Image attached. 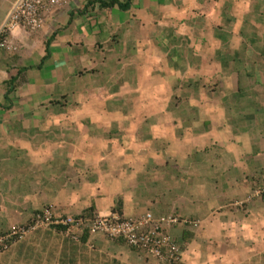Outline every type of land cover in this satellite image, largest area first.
Masks as SVG:
<instances>
[{
    "label": "crops",
    "instance_id": "1",
    "mask_svg": "<svg viewBox=\"0 0 264 264\" xmlns=\"http://www.w3.org/2000/svg\"><path fill=\"white\" fill-rule=\"evenodd\" d=\"M17 1L0 0V232L48 208L152 212L193 222L170 230L185 264L264 253V0H77L2 35ZM115 242L93 259L161 264Z\"/></svg>",
    "mask_w": 264,
    "mask_h": 264
},
{
    "label": "built area",
    "instance_id": "2",
    "mask_svg": "<svg viewBox=\"0 0 264 264\" xmlns=\"http://www.w3.org/2000/svg\"><path fill=\"white\" fill-rule=\"evenodd\" d=\"M76 2L77 0H18L2 28V35L6 36L14 30L38 32L51 14L69 8ZM4 45L5 41L0 42V47ZM192 223L173 214L157 217L154 213L147 212L135 218H123L118 214H79L70 217L48 208L36 214L24 226L0 232V256L30 234L40 229H50L66 233L76 241H81L85 233L91 237H106L122 242L161 264H182L181 245L170 230L181 224Z\"/></svg>",
    "mask_w": 264,
    "mask_h": 264
},
{
    "label": "rangeland",
    "instance_id": "3",
    "mask_svg": "<svg viewBox=\"0 0 264 264\" xmlns=\"http://www.w3.org/2000/svg\"><path fill=\"white\" fill-rule=\"evenodd\" d=\"M89 1V0H86ZM19 30H17V33ZM88 81V80H87ZM104 82V79L101 80ZM82 84H80V87ZM83 87V86H82ZM99 101V100H98ZM62 105L65 107L67 104L72 103L71 100L68 98H64L62 101ZM111 105L110 101L107 102H98L96 108H107ZM101 119L108 120L109 117L106 115L99 116ZM139 124L138 122H136ZM152 125H155V120H153ZM102 124V123H101ZM144 123L139 124L142 127ZM150 124V122L146 123V126ZM137 128V127H136ZM252 196L253 198L262 197L264 195V169L261 170L259 175L252 177ZM237 205L246 206L247 203L245 202H238ZM264 208V205L263 207ZM51 209V208H49ZM53 210V209H51ZM54 211V210H53ZM55 212V211H54ZM258 210L256 213L258 214ZM57 213V212H56ZM264 215V211H262ZM84 214V213H80ZM63 215V214H62ZM79 215V214H78ZM68 216V215H64ZM71 215L70 217H72ZM76 216V215H75ZM109 216V215H106ZM165 216V215H163ZM41 230V229H40ZM54 231V230H52ZM39 232V230H38ZM37 231L27 236L22 242L21 245L18 247H12L9 251L3 254L2 257H8L2 264H73L75 260H77V264H94L95 262L99 263L100 260L103 261V264L111 263L112 261H116L112 259L111 255L109 258L103 259H93V254H107V251H111L110 248L104 247V245L108 242L111 244L115 241L105 238V240H99L96 237H92L91 240H87V242H80L74 240L71 236L66 233L56 232L59 236L53 235L48 237V233H38ZM107 239V240H106ZM70 240V241H69ZM99 240V241H98ZM74 242V243H73ZM106 242V243H104ZM21 243V242H20ZM113 243V244H114ZM19 244V242H18ZM15 246V245H14ZM120 246V244H119ZM121 246L129 248L126 244H122ZM72 247V248H70ZM121 249V248H120ZM131 249V248H129ZM133 250V249H132ZM122 251V250H121ZM135 251V250H134ZM11 254V255H10ZM263 254V253H262ZM262 254H246V256H250L245 262L242 264H252V260H256L258 256ZM152 261L155 262L154 258H150ZM251 259V260H250ZM258 261V259L256 260ZM184 262V261H183ZM118 261H116V264ZM75 264V263H74ZM101 264V263H100ZM184 264V263H183Z\"/></svg>",
    "mask_w": 264,
    "mask_h": 264
},
{
    "label": "trees",
    "instance_id": "4",
    "mask_svg": "<svg viewBox=\"0 0 264 264\" xmlns=\"http://www.w3.org/2000/svg\"><path fill=\"white\" fill-rule=\"evenodd\" d=\"M89 4H99L101 8L112 9L118 8L122 11H128L131 6V0H127L126 3L121 2L120 0H91ZM55 36V34H54ZM47 51H49V44H47ZM264 197V195H263ZM85 241V239H84ZM258 259V261H256ZM256 260H252V264H264V253L258 256Z\"/></svg>",
    "mask_w": 264,
    "mask_h": 264
},
{
    "label": "clouds",
    "instance_id": "5",
    "mask_svg": "<svg viewBox=\"0 0 264 264\" xmlns=\"http://www.w3.org/2000/svg\"><path fill=\"white\" fill-rule=\"evenodd\" d=\"M19 32H20V30H19ZM4 41V39H3V37H1L0 38V42H3ZM87 233H85V235H86ZM85 235L83 236V238H82V240L80 241V242H84V238H85ZM94 237H96V236H94ZM119 242V241H118ZM124 244V243H123ZM179 244H180V242H179ZM181 245V244H180ZM181 249H182V245H181ZM181 258H182V255H181ZM184 262H183V258H182V264H183ZM185 264V263H184Z\"/></svg>",
    "mask_w": 264,
    "mask_h": 264
}]
</instances>
